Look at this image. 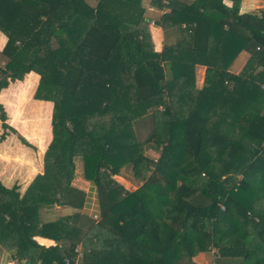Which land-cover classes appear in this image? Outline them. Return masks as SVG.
Returning <instances> with one entry per match:
<instances>
[{
	"label": "trees",
	"instance_id": "trees-1",
	"mask_svg": "<svg viewBox=\"0 0 264 264\" xmlns=\"http://www.w3.org/2000/svg\"><path fill=\"white\" fill-rule=\"evenodd\" d=\"M240 4L151 0L164 13L150 21L143 0H0V98L19 81L23 101L5 103L41 149L50 112L31 106L33 89L53 102L43 172L24 193L0 180V249L26 264H195L210 249L226 264H264V8ZM154 23L166 33L161 50ZM242 51L250 56L233 72ZM148 115L154 127L141 140L135 124ZM0 120L2 139L11 130L34 147L1 102ZM76 158L98 220L82 211L89 193L73 183ZM130 165L134 190L115 178ZM58 203L77 211L43 221Z\"/></svg>",
	"mask_w": 264,
	"mask_h": 264
},
{
	"label": "crops",
	"instance_id": "crops-1",
	"mask_svg": "<svg viewBox=\"0 0 264 264\" xmlns=\"http://www.w3.org/2000/svg\"><path fill=\"white\" fill-rule=\"evenodd\" d=\"M185 2H191L193 0H183ZM227 4H231V2L226 1ZM143 4L146 8V16L150 18V21H155L158 19L163 13L164 10H161L159 8H156L151 5V0H143ZM264 8V0H241L240 4V12L241 13H257L260 14L261 11ZM150 12H152V16L150 15ZM155 18V19H151ZM152 38L155 44V48L157 50H161L163 48L164 43L167 41L166 39V33L162 29V27L154 24H150ZM155 30H157V39L155 36ZM7 37L4 33L0 31V51H2L5 43H6ZM250 54L247 51H242L238 57L235 59L231 66V71L238 72L241 67L245 64L247 59L249 58ZM32 74L37 75L34 72H31ZM204 75H205V67L203 65H198L196 67V84L198 87H202L204 84ZM38 77V76H37ZM15 83H19V81L12 82L9 87L3 89L1 91L2 94H4L5 98L1 99L0 102L4 105L6 104V101L15 102L16 98L14 97L15 94H23V89L19 90L17 88H12ZM36 87L33 89L31 95L32 98V104L31 106L35 105V103H38V107L44 109L45 112H50V122H49V138L47 140L46 146L44 149L40 148L39 142L28 140L24 134L21 133V131L18 129L17 125L10 120H8V123L10 126L16 128L34 147L28 146L22 142V140L18 137L17 134L11 133V130H7L10 133L6 135L4 139L1 138L0 134V180L6 187H12L15 184L19 186V191L21 193H24L26 189L28 188L29 184L33 181L35 176L38 173L43 172V157L44 153L49 145V143L52 140V111H53V102L50 100H43V99H36L34 97ZM1 95V94H0ZM6 100V101H5ZM28 107V106H27ZM2 128V122L0 120V133H3ZM77 160V161H76ZM76 174L80 170L83 172V162L80 158H76ZM80 163V167H79ZM120 176V175H117ZM121 177V176H120ZM88 184V188L85 189L88 191V199L85 204V207L82 209V211L89 216H91L92 213H95L98 210V204H97V197H96V189L93 186L90 181L86 180ZM74 185L82 188V186L76 185V182L74 180ZM141 183V181H140ZM140 183L138 185H140ZM137 186H134L133 189H136ZM84 189V188H83ZM50 207H48L49 209ZM47 209V210H48ZM55 211V215L48 216L46 219V214L42 213V219L43 221H49V220H56L62 216H67L72 214L73 212L77 211L76 209L62 204H57L53 208ZM46 210V208L44 209ZM43 210V211H44ZM54 216V217H53ZM94 216V214L92 215ZM53 217V218H52ZM40 244L51 246L56 245L55 240L50 238H45L41 236L35 237ZM83 246V245H82ZM215 249H210L209 251L200 252L197 254L193 261L195 264H226V263H233V260L229 259H218ZM83 257V255H82ZM82 257H79V261H81ZM0 264H26V260H19L15 257L14 251L6 250L5 248L0 249Z\"/></svg>",
	"mask_w": 264,
	"mask_h": 264
},
{
	"label": "rangeland",
	"instance_id": "rangeland-1",
	"mask_svg": "<svg viewBox=\"0 0 264 264\" xmlns=\"http://www.w3.org/2000/svg\"><path fill=\"white\" fill-rule=\"evenodd\" d=\"M150 15L152 16V12H150ZM151 19H155V18H152ZM158 34V33H157ZM155 34V36L157 35ZM156 39H157V36H156ZM38 78V77H37ZM37 89V88H36ZM35 89V91H36ZM18 96L21 97V94H17ZM22 99V97H21ZM16 100L19 101L18 97L16 96ZM23 101V99H22ZM3 104V103H2ZM24 104V102H23ZM4 105V104H3ZM22 105V103H21ZM4 108L7 112V115H8V120H10L11 122L14 121V117L12 115V110H10L9 106L7 104L4 105ZM27 110V108L25 109V111ZM7 120V121H8ZM136 129H137V132H138V136L141 140H145L149 134L151 133L152 129H153V119H152V116L151 115H148V116H145L143 117L142 119H139L136 124ZM3 128V127H2ZM4 130V128H3ZM7 131V130H6ZM8 133H10L9 131H7ZM13 134H17V133H14V132H11ZM2 135V133H0ZM19 137V136H18ZM152 143H149L146 147H145V152L151 156H153L154 158H157V154L156 152H154L153 150H151V148L149 149V147L151 146ZM77 161V160H76ZM79 167H80V163H79ZM120 176H117L115 177L118 181H120L125 187H128L130 189H133L134 186H137L139 183H140V179L137 178L135 175H134V172H133V169H132V166H126L125 168L122 169L121 173L119 174ZM75 182H76V185L78 186H82L81 189L85 190L88 188V184H87V181H85V178H84V175H83V172L80 168V170L77 172V174L75 175V178H74ZM86 191V190H85ZM57 205V204H56ZM63 205V204H62ZM54 206L50 207L49 209L46 208V210H42V212L40 213V215L42 216V213H44V215L46 214V219H51V218H48V216H52L53 214L55 215V211H54ZM48 209V210H47ZM54 217V216H53ZM52 217V218H53ZM92 220H96L94 219L93 216H91ZM82 249V247H81ZM79 257H82L79 256ZM78 257V258H79ZM79 260V259H78Z\"/></svg>",
	"mask_w": 264,
	"mask_h": 264
},
{
	"label": "built area",
	"instance_id": "built-area-1",
	"mask_svg": "<svg viewBox=\"0 0 264 264\" xmlns=\"http://www.w3.org/2000/svg\"><path fill=\"white\" fill-rule=\"evenodd\" d=\"M222 207L224 209V206H222ZM94 218L98 219V215L94 214ZM75 252L77 253L78 256H81L83 254V251H82V249H81L80 246H77L75 248ZM65 261H66V264H69L70 263V259L68 257L65 258Z\"/></svg>",
	"mask_w": 264,
	"mask_h": 264
},
{
	"label": "bare ground",
	"instance_id": "bare-ground-1",
	"mask_svg": "<svg viewBox=\"0 0 264 264\" xmlns=\"http://www.w3.org/2000/svg\"><path fill=\"white\" fill-rule=\"evenodd\" d=\"M97 215V214H96ZM94 217V216H93ZM94 219H96V218H94ZM99 219V218H98ZM98 219H96V220H98Z\"/></svg>",
	"mask_w": 264,
	"mask_h": 264
},
{
	"label": "water",
	"instance_id": "water-1",
	"mask_svg": "<svg viewBox=\"0 0 264 264\" xmlns=\"http://www.w3.org/2000/svg\"><path fill=\"white\" fill-rule=\"evenodd\" d=\"M58 204H62V203H58Z\"/></svg>",
	"mask_w": 264,
	"mask_h": 264
}]
</instances>
